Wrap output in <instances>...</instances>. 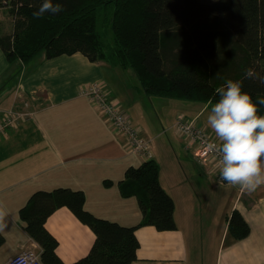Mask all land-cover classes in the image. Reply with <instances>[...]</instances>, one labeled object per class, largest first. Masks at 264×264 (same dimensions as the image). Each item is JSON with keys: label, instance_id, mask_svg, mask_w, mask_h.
Segmentation results:
<instances>
[{"label": "crops", "instance_id": "crops-1", "mask_svg": "<svg viewBox=\"0 0 264 264\" xmlns=\"http://www.w3.org/2000/svg\"><path fill=\"white\" fill-rule=\"evenodd\" d=\"M136 81L131 70L92 63L80 53L10 65L0 51V112L12 105L20 107L23 101L30 102L35 112L0 142V202L9 213L8 227L0 231L4 238L0 264L35 242L20 211L37 191L81 190L86 209L100 218L125 226L142 220L138 200L123 198L119 182L130 167L146 160L131 154L90 100L80 96L81 88L93 83L101 84L110 100L151 140L161 185L175 203L177 229L160 232L152 226L140 227L141 247L133 264H264V186L250 191L222 182L213 165L202 166L195 158L204 171L193 170L190 142L176 131L178 140L155 142L168 134L166 125L175 130L180 117L196 120L215 136L202 120L212 105L148 97ZM213 177L221 180L222 188L203 186ZM234 210L251 227V235L237 243L229 242L226 220ZM47 227L60 242L58 254L65 264L88 255L95 242L93 231L67 208L57 210Z\"/></svg>", "mask_w": 264, "mask_h": 264}, {"label": "trees", "instance_id": "trees-1", "mask_svg": "<svg viewBox=\"0 0 264 264\" xmlns=\"http://www.w3.org/2000/svg\"><path fill=\"white\" fill-rule=\"evenodd\" d=\"M59 14L34 17L41 0H0L13 20L1 33L0 51L10 65L82 54L92 63L132 70L148 97L213 105L226 80H242L255 100L264 96V0H53ZM253 71L245 78L246 70ZM110 98V96L108 95ZM264 115V105H258ZM111 184L112 182H106ZM123 198L138 200L142 220L134 226L100 218L86 209L81 190L59 187L35 192L20 216L40 246L43 264H65L48 219L67 208L95 234L88 255L73 264H133L141 247L137 231L152 226L175 231V203L160 182V167L146 160L119 182ZM232 243L247 239L251 227L234 210L227 219ZM4 238L0 234V246Z\"/></svg>", "mask_w": 264, "mask_h": 264}, {"label": "clouds", "instance_id": "clouds-1", "mask_svg": "<svg viewBox=\"0 0 264 264\" xmlns=\"http://www.w3.org/2000/svg\"><path fill=\"white\" fill-rule=\"evenodd\" d=\"M64 11L63 4L41 0L34 17L56 15ZM253 71L246 70L245 78H252ZM219 99L207 116V124L218 139L220 178L245 190L264 186V115L258 105H264V96L252 95L243 90L242 80H226L217 89ZM9 213L0 202V231L8 227Z\"/></svg>", "mask_w": 264, "mask_h": 264}, {"label": "built area", "instance_id": "built-area-1", "mask_svg": "<svg viewBox=\"0 0 264 264\" xmlns=\"http://www.w3.org/2000/svg\"><path fill=\"white\" fill-rule=\"evenodd\" d=\"M80 96L88 98L118 135L125 138V144L131 154L145 160L153 159L151 140L143 136L131 117L120 106L110 100L101 84L93 83L81 88ZM22 106L23 108H21ZM1 112L3 114L0 118V133L12 127H18L35 115L31 103L28 101H23L20 107L12 105L10 110ZM173 128L179 136L186 137L189 140L196 162L202 166L213 165L214 172L220 176L219 153L217 152L219 141L217 138L198 124L196 120H188L185 117H180ZM41 251L40 246L34 242L32 247L24 249L19 255L10 259L7 264H43Z\"/></svg>", "mask_w": 264, "mask_h": 264}, {"label": "rangeland", "instance_id": "rangeland-1", "mask_svg": "<svg viewBox=\"0 0 264 264\" xmlns=\"http://www.w3.org/2000/svg\"><path fill=\"white\" fill-rule=\"evenodd\" d=\"M201 1H203V2H206V3H209V2H213V1H216V0H201ZM12 25H13V20H12V18L10 17V15L7 13V10L6 9H4V8H0V30H1V33H8V32H10L11 31V29H12ZM37 59V58H36ZM35 59V60H36ZM130 71V70H129ZM131 72H132V74H134L133 73V71L131 70ZM137 82V81H136ZM138 83V82H137ZM167 100H170V99H167ZM172 100V99H171ZM177 101H183V100H177ZM93 105V104H92ZM200 106L202 107V105H201V103H200ZM93 107H94V105H93ZM21 108H23V106L21 107ZM95 108V107H94ZM11 109V107H8V108H6V109H4V111H7V110H10ZM96 109V108H95ZM97 110V109H96ZM211 110V109H210ZM2 114H3V112H0V118L2 117ZM207 114H208V112L206 113V115L202 118V120H204V121H207ZM164 115H166L165 113H164ZM107 121V120H106ZM108 122V121H107ZM12 129H14V127H12V128H10V129H8V130H6V131H4V132H2V133H0V142H2V139L3 138H5L6 136H8V134H9V131L10 130H12ZM166 129L168 130V134H166V136L164 137V139L163 140H156L155 142H162V141H164V140H167V141H169L170 139H172V140H178V137L175 135V130H173L172 128H171V125H166ZM164 131V130H163ZM123 139H124V142H126V140H125V138L123 137V136H121ZM188 156H189V158L191 159V161L193 162V163H191V166H192V169L193 170H203L202 168H200L199 166H197L196 164H195V162H194V157H193V154L190 152V153H188ZM204 171V170H203ZM219 179V178H218ZM217 178H211L209 181H208V183H206V184H204L203 183V186H208V187H215V188H222V185H221V180H218ZM209 190V193L210 194H213V191L211 190V189H208ZM220 192H221V190H219L218 192H217V194H218V197H220ZM222 194L225 196V191H222ZM216 197V195L214 196V195H210L209 196V198H211V199H213V198H215ZM211 204H212V202H211ZM214 209H216V206H214L213 207ZM226 220H227V218H226ZM209 223H211V221H209Z\"/></svg>", "mask_w": 264, "mask_h": 264}]
</instances>
